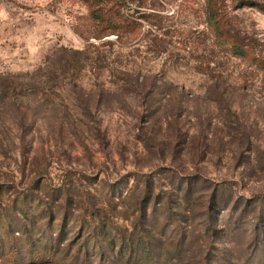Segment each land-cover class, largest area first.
<instances>
[{
    "label": "rangeland",
    "instance_id": "1",
    "mask_svg": "<svg viewBox=\"0 0 264 264\" xmlns=\"http://www.w3.org/2000/svg\"><path fill=\"white\" fill-rule=\"evenodd\" d=\"M132 1L0 0V264H264V0Z\"/></svg>",
    "mask_w": 264,
    "mask_h": 264
},
{
    "label": "trees",
    "instance_id": "2",
    "mask_svg": "<svg viewBox=\"0 0 264 264\" xmlns=\"http://www.w3.org/2000/svg\"><path fill=\"white\" fill-rule=\"evenodd\" d=\"M88 11V19L90 20L91 26L94 29V38L97 40H102L106 37L114 35L116 39H123L125 37L133 36L136 32L142 27L141 20L150 22L153 17H156L153 14L139 13L138 10H134L125 0H81ZM133 1L131 0V3ZM130 3V4H131ZM225 0H205L204 1V13L205 20L209 27L214 28V31L217 32V35L222 37L228 32V23L229 18L225 10ZM242 4V1H239V5ZM140 7V6H137ZM220 25L224 27L221 28ZM105 44L102 43L99 47H103ZM110 44V43H109ZM87 47H93L91 44ZM233 47L236 49L235 45ZM237 50V49H236ZM153 52L162 53L163 50L153 49ZM246 54V53H243ZM85 55V51L75 52L74 56L81 57ZM75 57L67 58L66 55L63 56L62 66L66 69L74 68L77 61ZM99 64L102 63V58L99 60ZM105 60H103L104 62ZM138 80V79H137ZM125 79L124 83L129 84L132 82L138 83L139 81ZM156 82V81H155ZM216 192H213L208 197L205 207H201L202 215H208L212 210V206H218V200L216 197ZM208 232V229L204 228V235ZM143 249H146L142 246ZM141 260H145L146 264H160L156 261V256L148 251V253H140ZM131 256H128L126 263L129 262ZM133 260V256H132Z\"/></svg>",
    "mask_w": 264,
    "mask_h": 264
}]
</instances>
